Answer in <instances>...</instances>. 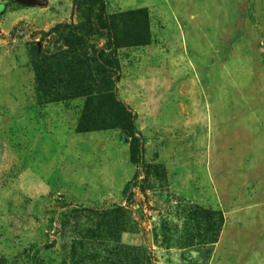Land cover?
<instances>
[{"label": "rangeland", "instance_id": "374dc122", "mask_svg": "<svg viewBox=\"0 0 264 264\" xmlns=\"http://www.w3.org/2000/svg\"><path fill=\"white\" fill-rule=\"evenodd\" d=\"M107 1L0 0V264H264V0Z\"/></svg>", "mask_w": 264, "mask_h": 264}, {"label": "trees", "instance_id": "16d2710c", "mask_svg": "<svg viewBox=\"0 0 264 264\" xmlns=\"http://www.w3.org/2000/svg\"><path fill=\"white\" fill-rule=\"evenodd\" d=\"M100 1H101L102 10H103L105 16H106L108 19H110V14H109V12H108V7H109L108 1H107V0H100ZM110 30H111V27H110ZM111 38L113 39V36H111ZM99 55H100V57H103L104 59H108V57H109L108 52H106V51H105L104 49H102V48H101L100 51H99ZM117 75H118V73H117ZM109 83H110V86L112 87V89L114 90V89L116 88V86H115V79H114V78H111ZM118 104L121 105V106H124V103L120 102L119 100H118ZM131 113H132V119H134L135 116H136V113H135V112H131ZM144 140H145V139H141L142 143H143ZM134 154H135V152H132V155H134ZM132 162H134V163L137 162V160H136V158H134V156H133V158H132ZM137 163H138V162H137ZM130 185H131L130 182H126V183L124 184L123 189H122V194H125V193L127 192V189H128V187H129Z\"/></svg>", "mask_w": 264, "mask_h": 264}, {"label": "water", "instance_id": "95a60500", "mask_svg": "<svg viewBox=\"0 0 264 264\" xmlns=\"http://www.w3.org/2000/svg\"><path fill=\"white\" fill-rule=\"evenodd\" d=\"M18 1L27 5H44L46 3V0H18Z\"/></svg>", "mask_w": 264, "mask_h": 264}]
</instances>
